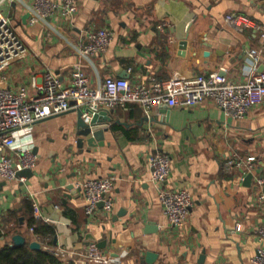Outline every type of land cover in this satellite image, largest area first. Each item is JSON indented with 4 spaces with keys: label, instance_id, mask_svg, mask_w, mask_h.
Segmentation results:
<instances>
[{
    "label": "crops",
    "instance_id": "1",
    "mask_svg": "<svg viewBox=\"0 0 264 264\" xmlns=\"http://www.w3.org/2000/svg\"><path fill=\"white\" fill-rule=\"evenodd\" d=\"M2 4L29 50L6 72L12 89L36 92L33 77L41 85L47 72L69 84L77 65L96 88L109 75L132 85L151 77L217 73L238 82L246 78L253 49L264 71V0H79L72 18L42 17L34 0ZM233 13L248 16L252 26H229L225 18ZM100 29L112 33L107 51L84 53L86 34ZM110 113L102 146L90 148L87 138L78 136L73 109L21 130L16 151L32 149L38 162L25 181L0 182V248L11 244L18 230L43 249L48 244L74 252L58 256L64 264H87L83 255L94 243L106 255L128 251L123 264H254L264 225V203L258 200L264 187L257 181L264 176V104L242 120L211 100L192 108L163 105L150 118L133 103ZM156 150L171 159L163 188L187 189L193 197L183 229L170 224L152 179L148 157ZM251 156L253 170L230 165ZM249 173L254 177L245 184ZM98 178L112 181L108 195L114 209L109 214L99 206L90 216L80 185ZM34 201L51 219L53 238L28 229ZM148 253L154 254L150 263Z\"/></svg>",
    "mask_w": 264,
    "mask_h": 264
},
{
    "label": "built area",
    "instance_id": "2",
    "mask_svg": "<svg viewBox=\"0 0 264 264\" xmlns=\"http://www.w3.org/2000/svg\"><path fill=\"white\" fill-rule=\"evenodd\" d=\"M79 0H34L33 7L42 17H51L59 13L64 18H72L79 10ZM3 0H0V182L21 179L19 172L33 170L37 166L38 155L32 149L17 152L20 132L35 123L52 116L64 114L74 108L86 107L85 118L89 121L102 110H114L128 104L140 105L150 118L151 113L160 106L169 108H192L213 101L227 115L236 120L244 119L252 109L264 104V71L259 70L261 59L259 51L249 52L250 68L243 81H233L227 75H197L192 78L158 79L151 77L142 85H132L129 79L113 75L106 77L100 88L92 85L91 79L81 65L72 72L69 84L59 76L47 72L41 85L33 77L36 92L30 93L26 87L12 89L8 87L6 72L16 62L25 59L29 50L12 19L3 11ZM226 23L237 29L244 30L252 26V20L243 14H229ZM35 22V20L33 21ZM87 42L83 43V52L88 55L105 53L112 41V33L107 29L89 31ZM152 179L159 187V198L163 211L170 224L183 229L193 208L194 201L187 189H165L164 182L171 174V159L163 151L156 150L148 157ZM254 156L239 158L230 162L233 166H247L253 170ZM258 184L264 187V176L257 178ZM80 187L88 200L86 212L93 213L103 203L106 213H112L114 200L108 193L113 183L107 178L89 179ZM1 191V184H0ZM264 203V193L259 196ZM34 215L37 220L45 223L50 218L43 215L39 204L33 203ZM242 225H238L241 230ZM34 233V228L30 229ZM261 245L253 258L254 264H264V225L259 229ZM3 233V227H0ZM45 250L65 257L73 255L65 249H55L50 245ZM128 251L117 255H106L97 244H91L83 255L87 264H123Z\"/></svg>",
    "mask_w": 264,
    "mask_h": 264
},
{
    "label": "water",
    "instance_id": "3",
    "mask_svg": "<svg viewBox=\"0 0 264 264\" xmlns=\"http://www.w3.org/2000/svg\"><path fill=\"white\" fill-rule=\"evenodd\" d=\"M167 107V105H164ZM74 112L77 113V132L79 137L87 138L88 146L95 147L98 145L102 146L104 145V136L105 133L110 129V124L112 123V116L110 111L108 110H102L99 113L95 114L91 120H87L85 118V114L88 112V108L86 107H79L73 109ZM80 144L84 143V141H79ZM89 148V151L91 150ZM244 172V170H242ZM33 170H24L19 172V176H33ZM254 175L252 173H249L247 177L245 178V184H248L252 181ZM70 189H72L73 193H76L78 190L75 189L74 185L70 186ZM103 203H101L99 206L103 207ZM152 226H148V228H151ZM57 240V239H56ZM27 237L22 234H17L12 237V246H23L27 243ZM30 248L32 250L40 251L42 250V245L38 241L30 242ZM154 256L153 253L147 254V262H152L151 258ZM204 257V256H203ZM202 257V258H203Z\"/></svg>",
    "mask_w": 264,
    "mask_h": 264
},
{
    "label": "trees",
    "instance_id": "4",
    "mask_svg": "<svg viewBox=\"0 0 264 264\" xmlns=\"http://www.w3.org/2000/svg\"><path fill=\"white\" fill-rule=\"evenodd\" d=\"M28 229L34 228L36 236L53 238L56 230L53 226L35 217H30L27 221ZM23 234L14 230V235ZM0 264H64V261L52 253L42 248L40 251L32 250L30 242L23 246H12L7 244L0 248Z\"/></svg>",
    "mask_w": 264,
    "mask_h": 264
}]
</instances>
